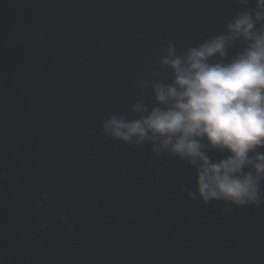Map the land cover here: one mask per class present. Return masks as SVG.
I'll list each match as a JSON object with an SVG mask.
<instances>
[{"label": "clouds", "instance_id": "1", "mask_svg": "<svg viewBox=\"0 0 264 264\" xmlns=\"http://www.w3.org/2000/svg\"><path fill=\"white\" fill-rule=\"evenodd\" d=\"M234 3L222 30L181 49L168 42L159 68L138 82L151 102L137 99L101 125L109 140L149 145V163L162 167L165 155L184 162L191 187L179 191L203 205L223 202L225 215L264 207V0ZM58 220L71 226L67 213ZM47 229L44 221L35 231Z\"/></svg>", "mask_w": 264, "mask_h": 264}, {"label": "water", "instance_id": "2", "mask_svg": "<svg viewBox=\"0 0 264 264\" xmlns=\"http://www.w3.org/2000/svg\"><path fill=\"white\" fill-rule=\"evenodd\" d=\"M0 264H8L7 262V251H6V240H5V229H4V218H3V207L0 190Z\"/></svg>", "mask_w": 264, "mask_h": 264}]
</instances>
